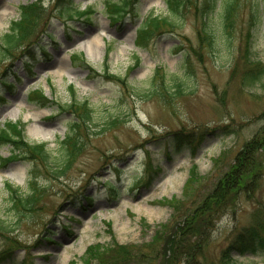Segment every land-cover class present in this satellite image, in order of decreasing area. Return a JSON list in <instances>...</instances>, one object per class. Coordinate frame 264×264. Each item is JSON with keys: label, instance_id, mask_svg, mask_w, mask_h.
Returning <instances> with one entry per match:
<instances>
[{"label": "rangeland", "instance_id": "obj_1", "mask_svg": "<svg viewBox=\"0 0 264 264\" xmlns=\"http://www.w3.org/2000/svg\"><path fill=\"white\" fill-rule=\"evenodd\" d=\"M222 2L210 10L211 0H189L175 28L137 47L143 19L167 16L165 0H0V36L21 6L43 8L23 47L0 63V128L21 122L25 138L56 157L70 129L62 109L71 91L94 111L62 177L53 174L59 161L3 162L11 147L0 144V219L8 227L0 264H162L167 247L173 264H221L238 234L264 228V175L235 194L218 184L264 124V0H235L225 30ZM114 8L127 9L118 21ZM76 9L90 11L77 17ZM251 72L258 76L249 86ZM41 96L48 106L32 103ZM181 137L190 143L173 144ZM192 167L198 177L190 182ZM7 184L38 196L33 208L15 210ZM209 196L223 197L219 213L197 210ZM188 214L195 238L185 230ZM231 255L235 264H264L262 254Z\"/></svg>", "mask_w": 264, "mask_h": 264}, {"label": "trees", "instance_id": "obj_2", "mask_svg": "<svg viewBox=\"0 0 264 264\" xmlns=\"http://www.w3.org/2000/svg\"><path fill=\"white\" fill-rule=\"evenodd\" d=\"M188 2L189 0H165V4L168 10L167 16L161 17L158 15H154L153 13H150L148 16H146L139 25V32L137 37L138 43L136 46L142 47V44L143 46L146 45L149 42V39L153 35H159L157 33L164 27H168L170 31L175 28L177 26V23L183 17V13ZM110 3H112V7L115 6V4H113L114 2ZM109 4H107L106 6L107 9H109ZM215 5L216 0H211L208 9L214 10ZM90 9L86 11L75 10L73 14L77 17H81L84 16L87 11H90ZM19 10V20L12 22L9 26L8 32L0 36V63L2 60L11 57L16 50L23 47L24 41L32 34L34 28L37 26L41 18L43 8L40 4H36L21 6ZM126 10V8H123L116 9V13L114 14L111 12L114 16L112 17V20H120L121 17L125 14ZM234 10L235 0H223L220 16L221 24L224 30L230 27ZM203 25L205 26V23H203ZM206 29L208 28H202L204 40H208L209 45H211L213 42L212 36L205 32ZM79 60L85 67L89 69V73L92 74V77L99 75L94 69L84 63V60L82 58H79ZM261 66L262 69L260 74H264V64H262ZM102 72L106 74L105 77L107 79L114 78L112 77L113 75H111L107 71L106 67H104ZM257 76L258 75L254 74L253 72L247 74L244 83L249 86L254 85ZM163 78L164 75L161 76L162 82L164 81ZM118 81L123 82V80L120 79H118ZM1 83L4 86H7L5 79H2ZM162 85V88L165 87L164 83H162ZM174 87L179 88V83H176ZM180 90L181 89H179V91ZM31 101L32 103L43 104L45 105V107L49 105L48 99L43 96L35 97L31 99ZM62 111L70 114L72 116V119L70 121V129L68 131V134L63 138V140H61V149L56 157H51L47 150L46 143L29 142L24 136V125L21 122H8L0 128V144L11 147L10 156L6 158V161L3 160V162L9 163V160H24L28 162H37L40 165L44 166V164H49L50 160L59 161L61 162V165L55 166L53 174L55 177H62L63 175H65L69 170L71 163L73 162V157L79 151L80 142L78 132H81V130L84 129L89 130V128H91V125L94 122V111L89 108V103L77 102V100H75V94L73 90L71 91V101L65 107H63ZM111 122L113 124L115 121L108 122V125H110ZM104 129H106V127ZM189 143L190 140L187 137H181V141L173 139V144H176V146ZM233 163L234 164L218 181V184L221 186L222 190L225 191L226 188L230 189V192L227 193V195L232 193L235 194L238 191L245 190L247 186L255 184L264 175V124L257 130L255 136L250 141L246 142V144L244 145V149L240 151L239 154L235 157ZM197 177L198 175L196 172V168L192 167L189 173L188 180L192 182L195 181ZM7 187H9V192L11 194V204L13 205V208L15 210L22 209L24 211H27L31 207L33 208L38 196L36 197L31 194L27 197H24V195L21 193L20 188H13L10 185H7ZM208 201L209 204L204 203V206L199 207L197 210L200 212L203 207H206L208 205L207 211H209V213L211 212L215 214L217 212L219 213L220 207L223 205V203L225 206L223 197L209 196ZM194 217V214H188L186 216L188 220L187 222L189 223L190 221H193ZM186 229L189 230L188 233L190 236H192L191 238L196 237V232L194 231L195 229L192 228V224L189 223L185 227V230ZM6 232H8V227L5 225V222L0 219V234ZM185 233L187 232L182 233V236H185ZM246 252L250 254L264 255V228L253 226L245 229L243 232L238 234L231 243L230 248L222 254L221 264H235L231 254H244ZM173 257L174 256L171 247H167V252L165 251L162 253V264H171L173 262L171 261Z\"/></svg>", "mask_w": 264, "mask_h": 264}, {"label": "bare ground", "instance_id": "obj_3", "mask_svg": "<svg viewBox=\"0 0 264 264\" xmlns=\"http://www.w3.org/2000/svg\"><path fill=\"white\" fill-rule=\"evenodd\" d=\"M2 18H3V15H0V24H1ZM99 40L102 41L101 38H99ZM94 41H97V40L94 39V40H92V42L88 41V43H87V51L88 52L89 51L91 52L93 46L96 45L95 43H97V42H94ZM40 121H41V119H40ZM37 133H39V131ZM10 171H12L13 174H16L17 176H20V174H21L20 173L21 171L19 168H11Z\"/></svg>", "mask_w": 264, "mask_h": 264}]
</instances>
